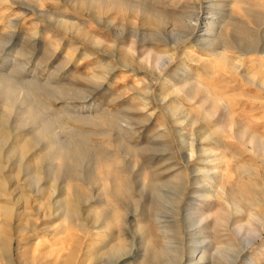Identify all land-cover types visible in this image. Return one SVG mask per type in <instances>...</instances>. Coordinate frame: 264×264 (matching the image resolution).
<instances>
[{
    "label": "rangeland",
    "instance_id": "1",
    "mask_svg": "<svg viewBox=\"0 0 264 264\" xmlns=\"http://www.w3.org/2000/svg\"><path fill=\"white\" fill-rule=\"evenodd\" d=\"M257 72L264 0H0V263L264 264Z\"/></svg>",
    "mask_w": 264,
    "mask_h": 264
},
{
    "label": "bare ground",
    "instance_id": "2",
    "mask_svg": "<svg viewBox=\"0 0 264 264\" xmlns=\"http://www.w3.org/2000/svg\"><path fill=\"white\" fill-rule=\"evenodd\" d=\"M151 19V18H150ZM151 22L152 23H154L155 22V20L154 19H151ZM147 22H145L144 24H146ZM149 23H150V21H149ZM148 24V23H147ZM208 27V26H207ZM208 32V31H207ZM207 32L205 33L206 34V41H207ZM210 33V32H209ZM208 33V34H209ZM204 41V40H203ZM205 41V42H206ZM229 49V48H228ZM214 57H216V59H219L220 61H222V62H224V61H226L227 59L225 58V54H221L220 52H217V53H214V54H212ZM242 55H243V53H242ZM227 57V56H226ZM243 63V62H242ZM236 64V71H240L242 68H243V64ZM204 66V68H207V66H209V65H203ZM255 75V78H258L259 80H263V83H264V76H263V73L262 72H257V73H255L254 74ZM255 81V80H254ZM253 80H251V79H248V84L250 83L251 85H258L256 82H254ZM262 84V83H261ZM263 85V84H262ZM257 87V86H256ZM259 87V86H258ZM261 88H260V90L262 89V93L264 94V87L263 86H260ZM264 149V148H263ZM264 151V150H263ZM106 166V165H105ZM77 190V189H76ZM1 195V194H0ZM65 209H66V211L62 214V216H63V218L64 219H66V220H68V226L70 227V228H68V229H71V228H73V222L75 221V219H76V216H77V214H79V211H78V206L76 205V203L72 200V201H67L66 202V204H65ZM5 217L6 218V220L4 221V222H2V224H0L1 226H0V262H3V261H5V262H7L8 261V255H6V251L8 250V241H10V240H8V235H7V233H6V227H8V226H10V227H13L14 229H18V227L17 226H15L14 225V223H13V221H11L9 218H10V211L8 210V209H6V207L5 208H1L0 207V217ZM117 216V215H116ZM118 217V216H117ZM117 217H115V219L117 220L116 222H117V224H116V227L117 226H119L118 225V219H117ZM262 220V224H261V227L259 228V230L257 231V233H256V236H255V240L256 239H258L260 236H261V233H262V230H263V223H264V218L263 219H261ZM4 226V227H3ZM67 226V225H66ZM80 228V231H82L84 234H83V237L86 235V233H85V227H81L80 225H78L77 226V228ZM1 228H4V229H2L1 230ZM239 229L241 230L242 229V227H239ZM254 240V241H255ZM56 242L57 243H61L62 241L61 240H59V239H57L56 240ZM75 242V241H74ZM54 251L56 252L54 255H56L55 256V259H54V263L53 264H62L61 263V261H60V256H59V254H60V252H61V249H59V248H56V249H54ZM124 256H120V257H118L117 258V262L119 261V260H121L122 258H123ZM20 260V259H19ZM22 260V259H21ZM115 261V262H116ZM69 263V262H68ZM1 264V263H0ZM38 264H39V262H38ZM81 264V263H80Z\"/></svg>",
    "mask_w": 264,
    "mask_h": 264
}]
</instances>
